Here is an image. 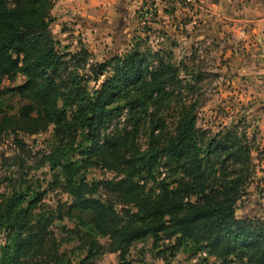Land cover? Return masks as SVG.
<instances>
[{
    "label": "trees",
    "instance_id": "1",
    "mask_svg": "<svg viewBox=\"0 0 264 264\" xmlns=\"http://www.w3.org/2000/svg\"><path fill=\"white\" fill-rule=\"evenodd\" d=\"M53 7L0 0V84L9 83L0 144L12 136L16 150L1 159L9 190L0 194V264H97L104 254L137 264L131 249L148 241L166 262L205 252L214 264H264V217L235 215L253 183L255 133H237L239 123L215 134L198 128V103L183 94L201 75L174 65L170 52L137 42L95 62L83 46L70 52L52 34ZM45 134L46 150L25 142ZM42 169L48 180L29 177ZM92 169L113 178L89 181Z\"/></svg>",
    "mask_w": 264,
    "mask_h": 264
},
{
    "label": "rangeland",
    "instance_id": "2",
    "mask_svg": "<svg viewBox=\"0 0 264 264\" xmlns=\"http://www.w3.org/2000/svg\"><path fill=\"white\" fill-rule=\"evenodd\" d=\"M151 1L144 0L142 5L148 3L149 6H152V17L156 18L158 8ZM161 8H159L161 13L170 11ZM142 13V10L139 9L136 20L144 15ZM58 15L55 13L54 22L51 24L54 38L60 42L61 46L68 47L72 53L79 46H83L90 52L92 62L100 61L115 54L122 55L129 50V43L137 42L142 49H148L153 53L156 51L170 52L174 65L182 63V66L189 70L194 66V73L201 75L202 81L197 85L193 94L185 91L183 95L186 98V103L192 100L198 103L196 110L197 127L209 129L215 134L220 130L226 131L231 124L239 123L237 133L245 131L247 137H251V134L255 133V150L251 152L255 166L253 183L248 188L249 195L245 198L244 204L240 205L235 215L237 218L253 215L264 217V161L258 160L263 157L259 154L260 152H263L264 155V146L260 142L256 118L253 116L258 105L264 103V59L247 56L245 49H242L230 34L223 32L222 35H219L208 32L209 29L205 28L200 19H195L190 28H186V24L182 21L171 26H165L161 23L158 26L155 25L158 23L155 20L153 22L146 20L143 27L139 26L136 21L139 30L135 28L134 33L129 34L130 36H119L112 31V25H104L101 22L98 25L95 24L94 27L80 24V19H77L76 14L72 15L64 8L59 10ZM181 75L185 82L190 81V77L184 74V70H182ZM19 83V80L15 82V84ZM7 86L9 83L3 81L0 84V90ZM6 104L8 109L15 110L20 102L14 97L10 98ZM35 139V144L32 143V139L25 142L34 152H37L46 150V145L50 143L51 136L45 134L35 137ZM137 142L141 147L144 146L143 132L139 135ZM15 154L13 137L8 136L0 144V194L7 193L9 190L8 184L4 182L6 170L1 169V159H9ZM21 157L28 168L35 166L36 159L31 155H22ZM9 172L13 175V179L20 176L16 167L9 169ZM46 172L47 169L32 171L29 177H33L34 181L48 180ZM86 177L89 181H97L113 178V175L103 170L92 169ZM54 197L55 195L49 194L44 202L53 205ZM61 199L65 200L66 197L61 196ZM101 243H105V240H101ZM155 252L156 250L151 248V242L140 243L132 247L129 259L141 261L137 264L215 263L211 257L206 256L199 260L197 258L189 259L182 253H177L172 260L166 262L155 257ZM97 264H118L117 255L104 254Z\"/></svg>",
    "mask_w": 264,
    "mask_h": 264
},
{
    "label": "crops",
    "instance_id": "3",
    "mask_svg": "<svg viewBox=\"0 0 264 264\" xmlns=\"http://www.w3.org/2000/svg\"><path fill=\"white\" fill-rule=\"evenodd\" d=\"M143 1L54 0L52 16L54 17L55 13L58 15L59 10L64 8L72 15L76 14L77 19H80V24L82 23L84 26L94 27L95 24L98 25L101 22L104 25H112L114 34L130 36L129 34L134 33L135 28L139 30L136 14L142 8ZM195 1L197 4L196 12L187 14L182 10H170L168 13L166 11L161 13L160 9L163 7L161 0H152L153 5L158 8V15L152 19V22L155 20L158 22L155 25L161 23L165 26H171L182 21L186 24V28H190L195 19H200L205 28L209 29L208 32L219 35H222L223 32L230 34L240 47L245 49L247 56L264 59V0ZM253 116L256 118L260 142L264 146V103L258 105Z\"/></svg>",
    "mask_w": 264,
    "mask_h": 264
},
{
    "label": "built area",
    "instance_id": "4",
    "mask_svg": "<svg viewBox=\"0 0 264 264\" xmlns=\"http://www.w3.org/2000/svg\"><path fill=\"white\" fill-rule=\"evenodd\" d=\"M162 2V6L165 10H182L184 11V9L186 10L185 12L187 13H194L197 9V4L195 0H161ZM152 6H149L148 3H145L144 5H142V15L141 17L138 18L137 23L139 26H144L145 25V21L152 20V13H151V9ZM199 257H206V253L205 252H201L199 255ZM196 261V260H194Z\"/></svg>",
    "mask_w": 264,
    "mask_h": 264
}]
</instances>
